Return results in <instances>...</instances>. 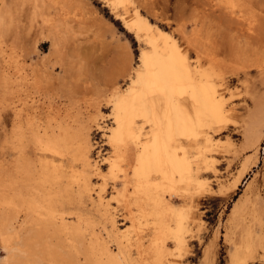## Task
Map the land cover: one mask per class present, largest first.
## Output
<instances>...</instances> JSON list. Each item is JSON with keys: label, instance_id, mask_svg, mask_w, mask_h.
<instances>
[{"label": "bare ground", "instance_id": "obj_1", "mask_svg": "<svg viewBox=\"0 0 264 264\" xmlns=\"http://www.w3.org/2000/svg\"><path fill=\"white\" fill-rule=\"evenodd\" d=\"M100 1L136 37L145 33V47L127 72L126 87L102 95L92 114L69 110L42 121L10 86L11 118L2 134L8 157L0 179V264H128L133 246L135 264H179L188 249L191 210L213 190L204 176L217 173L214 134L237 113V93L228 81L229 73L240 71L232 59L227 63L233 49L223 60V47L180 44L154 30L137 8L119 13L132 0ZM235 1L219 3L231 14L239 6ZM106 85H115L114 79ZM94 132L101 141L91 138ZM108 179H120L122 202L136 207L130 212L135 243L119 228L122 210L106 208ZM95 211L104 218L100 233L110 226L109 241L93 230L99 225Z\"/></svg>", "mask_w": 264, "mask_h": 264}, {"label": "rangeland", "instance_id": "obj_2", "mask_svg": "<svg viewBox=\"0 0 264 264\" xmlns=\"http://www.w3.org/2000/svg\"><path fill=\"white\" fill-rule=\"evenodd\" d=\"M236 1L239 8L235 5L231 14L219 0H132V6L118 9L131 15L137 8L154 30L167 32L180 44L221 46L223 60L231 48L227 63L232 59V67L240 70L237 76L228 74L237 93V113L214 134L217 173L204 176L213 190L191 210L188 249L179 264H264V0ZM142 41H147L145 33L136 37L100 0H0V179L7 173L2 134L5 125L9 128L12 84L14 96L23 95L28 111L41 119L69 110L92 114L102 95L126 87L127 72L145 47ZM112 78L115 85L107 86ZM101 104L109 114L104 100ZM91 138L102 140L98 132ZM115 180H107L105 205L114 214L122 210L124 221L116 217L119 228L135 243L138 229L130 212L136 207H125L118 193L120 179ZM92 216L99 223L93 230L109 241L110 226L100 233L102 214ZM130 253L134 259L128 264H135V246Z\"/></svg>", "mask_w": 264, "mask_h": 264}]
</instances>
